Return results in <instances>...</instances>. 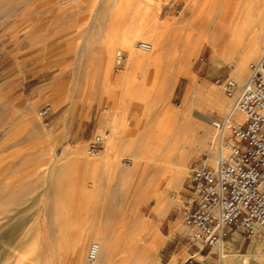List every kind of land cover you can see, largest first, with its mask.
<instances>
[{
  "label": "rangeland",
  "instance_id": "rangeland-1",
  "mask_svg": "<svg viewBox=\"0 0 264 264\" xmlns=\"http://www.w3.org/2000/svg\"><path fill=\"white\" fill-rule=\"evenodd\" d=\"M240 7L249 29L239 39L229 20L243 13ZM46 14L52 15L50 23ZM263 22L264 0H0V264H60L66 257L98 264L88 260V252L101 240L107 259L115 260L110 264L125 258L132 264H168L180 250L183 259L189 257L187 243L165 242L185 231L180 206L189 166L204 154L215 158L218 150H194L177 184L165 182L161 191L141 200L158 180L150 170L141 176L145 160L131 150L132 132L142 128L136 134V139L143 135L141 142L137 139L141 144L146 118H159L161 103L181 110L189 100L192 117L200 113L217 122L218 137V123L232 100L215 80L230 77L244 83L250 63L264 51L263 46L255 54L251 47ZM48 25L52 46L68 51L62 68L53 67L44 55ZM189 37L195 40L185 58L183 45ZM138 41L151 43L152 50H138ZM13 42L19 50L12 58L6 54ZM118 50L126 56L120 66ZM131 55L139 60L133 69ZM107 63L111 80L104 73ZM238 64L242 79L235 78ZM171 72L173 81L158 100V82ZM210 93L225 105L223 113L209 107ZM46 105L50 110L41 116ZM107 110L121 111L120 133L95 130L89 137ZM104 133L108 136L100 150L90 154L89 142ZM70 146L79 148L76 154L61 153ZM160 193L165 206L157 203ZM154 204L163 225L150 213ZM73 228L81 235L66 234L75 243L70 246L61 237ZM250 240L242 251L248 254L245 260L236 253L231 264H264V242ZM196 258L203 263V257Z\"/></svg>",
  "mask_w": 264,
  "mask_h": 264
},
{
  "label": "built area",
  "instance_id": "built-area-1",
  "mask_svg": "<svg viewBox=\"0 0 264 264\" xmlns=\"http://www.w3.org/2000/svg\"><path fill=\"white\" fill-rule=\"evenodd\" d=\"M135 47L152 50L146 41L136 42ZM125 59V52L118 51L116 64L122 65ZM215 84L232 100L218 123L222 140L215 158L204 154L189 166L180 206L185 231L179 235L195 254L207 250L204 261L212 255L221 260L227 252L225 242L234 232L264 242V51L250 63L243 84L230 77ZM49 110V105L44 106L40 115L46 116ZM107 136L95 135L88 152L96 154ZM95 247L88 254L90 262L95 260Z\"/></svg>",
  "mask_w": 264,
  "mask_h": 264
},
{
  "label": "bare ground",
  "instance_id": "bare-ground-1",
  "mask_svg": "<svg viewBox=\"0 0 264 264\" xmlns=\"http://www.w3.org/2000/svg\"><path fill=\"white\" fill-rule=\"evenodd\" d=\"M206 3H207V1H206ZM206 3H204V5ZM106 6H107V3H106ZM104 8L106 9V7H104ZM146 8H148V6ZM152 9L154 12V7L150 8V11ZM239 10H242L243 13L240 12L239 16L237 14H234L231 17V19L229 20L230 21L229 24L237 30L238 35H239V39H240L243 35H246V33L249 29V26L246 23L247 21H249V18H247L248 15H246L243 8L240 7ZM147 11H148L147 12L148 16H150L149 10H147ZM144 14L145 13H143V16L146 15V14L145 15ZM155 16H156V14H155ZM150 18H152V17H150ZM147 19H148V17H147ZM151 23L153 24L154 22H151ZM261 29H263L262 32L259 33V35L257 36L258 38L256 37L257 40L254 41L253 46H251L253 51L256 52L255 54H257L258 51L262 50L263 46H264V22H263ZM22 30H20V32H19L20 34L24 33L23 32L24 30L23 31ZM194 40H195V38H190V37L185 40V44L183 45V47H184L183 51H184L185 58H187V56H189V53L191 52V50L193 48L192 43L194 42ZM250 50H248V51H250ZM118 51H121V50H118ZM254 52H253V54H254ZM251 53L252 52L250 51L249 54H251ZM130 59L131 60H130V66L129 67H131L133 69L137 66L136 64H137V61L139 62V60L134 58L132 55H131ZM104 70H105L104 73L107 76V79L111 80L112 75L110 73L111 70L109 68L108 63L104 66ZM234 74H235L236 79H242V75L239 74V64L237 65ZM126 81H127V79H126ZM172 81H173V72L168 73L166 75L164 74V76L162 77V80L158 82L159 83L158 87L161 90V92H158L156 94V97L158 98V100L161 99V101H162L163 94L165 93V91H167L169 89ZM210 94H211V99H209V101H208L209 107L214 112H222L225 109V105L221 101H219V99L216 95H214L213 93H210ZM163 104H165V103H163ZM163 104L162 103L160 104L161 106H160V110H159V113H160L159 118L156 117L154 119L153 118L154 116H151V115H148L146 118V132H144L146 134H144L145 135L144 142L142 140V143H144V144H142V143L139 144V142H141V140H139V139L143 136L142 134H141L142 136L140 135L139 138H137L139 140V142L136 139V136L138 135V133L140 134V132H142V131H140V130H142V128H140L139 130L135 129V131L132 132L133 133L132 136L130 134L131 140H130L129 144H132V147H133L131 150H133V152L138 156L137 159H139L142 156L141 159L145 160L140 165V169H141L140 171L142 174L141 176L143 177L145 172H146V174H148L147 171L150 170L153 172V176L156 177L158 180V182H156L155 184H152V187L149 189V191L142 193L143 195H142L141 200H145V197H144L145 195H147V194L150 195L152 193H155V191H157V189L161 191V188L166 184L165 182H167V184H177L179 182V180H181L183 178V176L185 174L184 170L186 169L185 164H186L187 160L189 159V155H191V153H195L194 150L197 149L198 151H201V152L207 151L209 154H213V152L218 150L219 143L222 140V135L220 133H218V137H217V131L214 129L215 128L214 126H217V122L215 120H213L212 118L207 117L203 114H200V113H196L195 117L191 116L190 108H189V100H187V102L184 103V106H183L184 109H181V110L173 109L171 106H169V105L167 106V105H163ZM242 117H243V115L241 114V112H239L237 114V118L241 119ZM196 118L200 119L202 121H199ZM142 126H143V124H142ZM115 128H116V126L114 127V129ZM138 131H140V132H138ZM217 138H218V140H217ZM141 139H143V138H141ZM141 159H139V161ZM211 159H213V157ZM139 175H140V173H139ZM147 178H148V176H147ZM161 193H160V195L157 194L156 200H157L158 204L162 203V206H165L167 200L162 197ZM139 196H141V195H139ZM147 198H148V196H147ZM141 224L142 223H140V221H137L136 226L139 230L142 229ZM143 226H144V224H143ZM143 229H144V227H143ZM93 246H96L94 249L95 260L93 262L99 263L103 258H108V252H105L106 250H105L104 242L102 240L100 242H93L90 246L89 252L92 250ZM89 252H88V254H89ZM263 255H264V253H263ZM235 256H236L235 252L230 253V254H229V252H225L222 259L220 260L221 261L220 264H231L230 262L233 259V257L235 258ZM238 256L242 257L243 261H244L245 258L248 256V254H243V255L239 254ZM238 261H240V259ZM203 264H211V263L207 260V261H203Z\"/></svg>",
  "mask_w": 264,
  "mask_h": 264
},
{
  "label": "crops",
  "instance_id": "crops-1",
  "mask_svg": "<svg viewBox=\"0 0 264 264\" xmlns=\"http://www.w3.org/2000/svg\"><path fill=\"white\" fill-rule=\"evenodd\" d=\"M47 20L50 23V18L52 17L51 14H46ZM51 33V25L46 26L45 28V32H44V38H43V49H44V55L51 60V65L53 67L56 68H62L64 67V65H66V60L69 58V56H67L68 51L63 47V45H53L52 46V38L50 36ZM59 43H61V41H59ZM31 44V41H30ZM19 47L16 46L15 42L12 43L11 48H9L7 50V54L10 57H14L17 49ZM19 50V49H18ZM121 111L118 110V112L116 110H107L106 114H100V119L102 120L101 123H97L94 126V129L91 131L90 136L92 135V132L95 130H105V132L107 131H111L112 134H119L120 133V127L117 126L119 122L123 121V116H121L119 113ZM99 115V112H98ZM116 126V128L114 129V127ZM113 128V129H112ZM117 129V130H116ZM109 131V132H110ZM114 132V133H113ZM119 132V133H118ZM84 138V137H83ZM116 135L114 136V140L116 139ZM82 140V139H80ZM121 148V147H120ZM79 150V148L77 147H65L63 149V151L61 153L63 154H76L77 151ZM77 159H75L76 161ZM171 205V204H170ZM169 205V207L167 208L168 211L170 212V208L171 206ZM156 204H154V206H150V213L151 215L158 221H162V225L165 222V220L162 217V213L159 212V209H155ZM75 217V216H74ZM71 217V218H74ZM167 225H169V223L167 222ZM99 226V225H98ZM70 232V234L75 235L76 237L79 236L80 239V235L81 232L79 231L78 228H73L71 230H68L65 232V234L61 237L62 240H64V236L66 234H68ZM58 234H63V233H58ZM252 239V238H251ZM66 243L69 244L70 246H75V243L73 241V239H65ZM178 240V244L177 245H181L183 246L186 242L181 238V236L177 234H175L172 238H168L167 241L165 242V245H170L171 243H175V241ZM252 243V240H250V238L246 237L244 234L239 233V232H234L232 234V236L226 240L225 242V248L227 252H235V253H240V255L242 254V251L244 249H247ZM188 250L190 251V255L189 257L183 259V252L182 250L180 251H176L177 253L174 255H172V257L170 258L168 264H201L200 260L198 258H196L197 255L201 256V257H205V254L207 252V250L203 251V252H199L197 254H195V249L194 248H188ZM194 258V261L191 263V258ZM211 261L212 263H214L215 260L218 259V257L216 255H212L211 256ZM115 262V260H111V259H107V258H103L98 264H103L104 262ZM137 261V260H136ZM145 263L147 264H153V261L151 260H144ZM121 264H132L133 260L132 259H122L120 260ZM105 263V264H107ZM108 263V264H110ZM60 264H78L77 260L73 259V258H65L63 259V261ZM154 264H163V262H158V261H154Z\"/></svg>",
  "mask_w": 264,
  "mask_h": 264
}]
</instances>
